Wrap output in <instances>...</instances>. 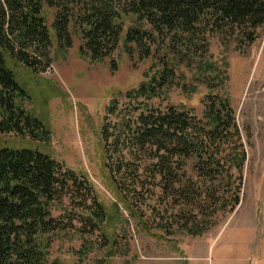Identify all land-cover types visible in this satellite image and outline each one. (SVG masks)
<instances>
[{
  "label": "trees",
  "instance_id": "obj_1",
  "mask_svg": "<svg viewBox=\"0 0 264 264\" xmlns=\"http://www.w3.org/2000/svg\"><path fill=\"white\" fill-rule=\"evenodd\" d=\"M46 7L56 10L61 48L73 47L74 32L91 63L112 60L123 44L131 57L138 52L158 66L122 108L118 99L111 102L101 128L113 213L85 171L0 138V264H64L49 257L56 241L69 238L84 241L77 264L94 248L107 250L97 264H109L132 240L118 232L122 210L129 227L133 220L138 232L159 242L218 227L241 204L248 156L227 92L229 65L209 60V41L219 35L252 44L264 28V0H0V137L51 141L16 81L19 69L35 73L52 62L56 39ZM182 66L209 91L202 116L164 105ZM53 206L65 209L62 216H54Z\"/></svg>",
  "mask_w": 264,
  "mask_h": 264
},
{
  "label": "rangeland",
  "instance_id": "obj_2",
  "mask_svg": "<svg viewBox=\"0 0 264 264\" xmlns=\"http://www.w3.org/2000/svg\"><path fill=\"white\" fill-rule=\"evenodd\" d=\"M55 13L54 8L46 7L44 11L56 39L50 52L51 64L46 62L43 66L46 69L39 68L35 73L16 71V81L31 97L27 106L49 130L51 141L38 144L15 135L0 138L18 149L38 147L44 155L77 173L85 171L101 201L113 213L116 197L103 169L101 128L111 102L118 99L122 108L125 96L148 81L158 61L141 60L138 52L131 57L122 44L112 59L117 69H113L110 59L91 63L81 57V40L74 32L71 49L58 45L60 41L53 27ZM209 42V60L218 63L226 60L229 65L227 92L247 150L241 204L205 235L176 233L169 238L174 242H159L138 232L133 220L129 227L128 214L122 210L124 219L118 232L129 234L132 240L122 245L119 255L109 264H264V28L252 44L245 40L240 44L236 39L226 43L219 35ZM177 76L179 85L171 90L164 105H184L202 116L208 89L184 66L178 68ZM162 101L157 104H163ZM64 212L63 207L53 206L55 217ZM83 242L78 238L56 241L50 262L77 264L79 257L75 253ZM106 252L94 248L85 264H97Z\"/></svg>",
  "mask_w": 264,
  "mask_h": 264
}]
</instances>
